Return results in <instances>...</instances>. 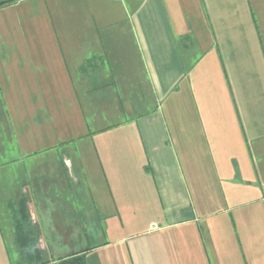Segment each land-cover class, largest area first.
Segmentation results:
<instances>
[{"label": "crops", "instance_id": "obj_1", "mask_svg": "<svg viewBox=\"0 0 264 264\" xmlns=\"http://www.w3.org/2000/svg\"><path fill=\"white\" fill-rule=\"evenodd\" d=\"M37 2L65 30H36L60 42L34 62L51 126L32 113L35 158L3 176L0 264H27L22 206L39 264L75 253L45 249L48 222L62 246L76 224L109 233L84 264H264V0Z\"/></svg>", "mask_w": 264, "mask_h": 264}, {"label": "rangeland", "instance_id": "obj_2", "mask_svg": "<svg viewBox=\"0 0 264 264\" xmlns=\"http://www.w3.org/2000/svg\"><path fill=\"white\" fill-rule=\"evenodd\" d=\"M37 1L30 3L27 8L18 6L9 10H4L3 7H8L7 4L14 1L0 5V197H5L3 176L18 178L21 173L20 162L22 160L33 161L35 158L32 149L36 142V135L33 133V120L38 121L39 118L36 115L32 117V113H44V131L48 127L50 129L51 126L47 119L51 114L48 110L52 111L53 102L50 101V96L46 93V86H42L43 83L40 81L38 83L35 79L34 66L36 64L34 62L36 52L49 51L53 46L58 47L60 42L58 39H53L54 43L49 42V39H39L36 37V30H65V26L63 25L64 21H55L51 7ZM191 3L192 6L184 7L186 14L191 13L190 10L194 9V1ZM62 19L64 20L65 17L62 16ZM189 20H191L190 17ZM250 72L251 85L255 90H260V84L256 80L254 72L251 69ZM42 87H44L43 93ZM55 129L57 130V128ZM58 137L60 135L57 133L52 137L51 134L44 132L42 139L39 140L37 136V141L42 142V150L46 153L47 148H50L52 144L60 142ZM49 153V156H55L54 152ZM29 168L27 165V169ZM2 210L0 207V225L4 236L7 237L9 235L8 223ZM45 217L49 219L50 215L46 214ZM26 221L29 225L31 224L29 215ZM29 229L33 237L40 232L32 229V224ZM50 230H52L50 222L44 229H41L45 242L49 244L45 245V249L51 248V253L55 256L81 251L82 248H86L90 244H97L109 238V233L100 229L98 223L76 224V228L69 232L71 244L62 246L58 244L61 243V238L54 236V233L51 235L54 231ZM6 240L11 244L10 239ZM34 243L36 244L35 239ZM36 246L39 252L44 248L42 245Z\"/></svg>", "mask_w": 264, "mask_h": 264}, {"label": "trees", "instance_id": "obj_3", "mask_svg": "<svg viewBox=\"0 0 264 264\" xmlns=\"http://www.w3.org/2000/svg\"><path fill=\"white\" fill-rule=\"evenodd\" d=\"M15 0H9L12 2ZM27 212L22 206L19 209V218L15 223V242L21 256L27 260V264H39L40 260L36 258L39 253L34 238L30 233L29 223L27 220ZM56 264H84L83 254L80 252L71 253L61 256L57 259Z\"/></svg>", "mask_w": 264, "mask_h": 264}, {"label": "water", "instance_id": "obj_4", "mask_svg": "<svg viewBox=\"0 0 264 264\" xmlns=\"http://www.w3.org/2000/svg\"><path fill=\"white\" fill-rule=\"evenodd\" d=\"M7 1H9V0H2V1H0V5L6 3Z\"/></svg>", "mask_w": 264, "mask_h": 264}]
</instances>
